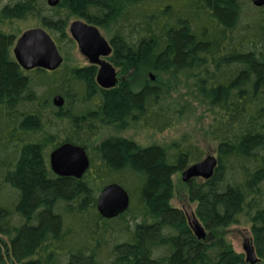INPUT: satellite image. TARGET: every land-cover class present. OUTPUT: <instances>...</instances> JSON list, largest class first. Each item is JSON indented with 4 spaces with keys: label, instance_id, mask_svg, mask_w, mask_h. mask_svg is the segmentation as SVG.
I'll return each instance as SVG.
<instances>
[{
    "label": "trees",
    "instance_id": "1",
    "mask_svg": "<svg viewBox=\"0 0 264 264\" xmlns=\"http://www.w3.org/2000/svg\"><path fill=\"white\" fill-rule=\"evenodd\" d=\"M110 32L107 58L120 80L96 83L97 67L62 64L23 71L12 47L15 22L44 29L60 54L74 46L70 22ZM30 29V28H29ZM154 80L151 81L149 75ZM182 88V102L170 101ZM60 96L61 107L52 99ZM210 116L217 161L208 180L186 184L198 240L171 206L172 177L200 161L179 141L141 146L102 130L162 133L187 108ZM84 147L81 179L56 176L49 154ZM120 185L128 208L113 219L96 209ZM4 189V190H3ZM0 264H245L224 229L248 224L264 264V6L250 0H0Z\"/></svg>",
    "mask_w": 264,
    "mask_h": 264
},
{
    "label": "water",
    "instance_id": "2",
    "mask_svg": "<svg viewBox=\"0 0 264 264\" xmlns=\"http://www.w3.org/2000/svg\"><path fill=\"white\" fill-rule=\"evenodd\" d=\"M256 8L264 6V0H250ZM59 0H47L49 7H55ZM70 38L76 44L80 54L85 57L89 65L97 67L96 83L102 89L113 88L118 80L114 67L106 60L111 54V47L99 33L97 27L81 20H74L68 26ZM16 64L23 71L41 69L55 71L63 63L55 42L42 28L35 27L22 32L12 48ZM151 81L154 80L150 76ZM55 107H61L63 100L56 95L52 99ZM217 161L214 156H206L201 161L188 166L181 173L182 181L188 184L194 179L208 180L212 177ZM49 166L58 177L81 179L89 168V159L84 147L62 144L49 154ZM129 206L127 192L118 184H109L99 193L96 201L98 214L105 219H113L123 213ZM193 235L198 240L206 237L204 228L193 221L190 225ZM242 250L245 263L258 264L259 258L248 239L243 240Z\"/></svg>",
    "mask_w": 264,
    "mask_h": 264
},
{
    "label": "rangeland",
    "instance_id": "3",
    "mask_svg": "<svg viewBox=\"0 0 264 264\" xmlns=\"http://www.w3.org/2000/svg\"><path fill=\"white\" fill-rule=\"evenodd\" d=\"M74 20L75 19H73L72 21ZM34 25L35 24H33L32 22H15L14 26L12 27V32L13 31L16 32L17 30L23 32L29 28L31 29L32 27H34ZM98 31L100 35L106 41L109 42V37L111 35L110 32H106L101 28H98ZM61 56L63 58V64H67L69 66L85 67L89 65L87 59L83 57L78 51L76 44L70 51H68V53L61 54ZM114 69L116 71V78L119 81L120 78L117 75L118 70L115 67ZM150 76L154 77L152 74H150L149 77ZM183 93L184 90L182 88H177L176 91H174L173 93L171 92V96H169L168 99L170 101L171 100L175 102L177 101L178 103L180 101L182 102L183 97L180 95ZM210 124H211L210 116L207 113H205L204 110L201 109L200 107L196 106V108H194V105H192L190 108L186 107L184 116L181 120L176 121L175 125L171 129L166 130L162 133H156L148 129L147 130L140 129L137 131L127 130L120 133H116L111 130H102L98 135V138L95 140V142L108 135L119 134L120 136L132 139L141 146H147L149 144H154V143L163 144V143H170L172 141H179L183 137V135H187L185 141L187 144L185 145L194 146L196 147L197 150L201 151V154L199 156L197 154L195 158L201 160L206 156H215L216 146L210 138V134H209ZM181 173L182 172L176 173L172 177L173 197L170 201V204L172 207L184 211L186 217L188 218L187 220L189 225H191L193 221H196L201 225V227L204 228V226L195 217L196 205L194 202H191L188 199L186 186H185L186 184L182 181ZM3 190H0V196ZM204 231L206 234V238H210V234L208 231L205 230V228ZM223 233H224L225 241L230 245V247L235 253L242 255V258L245 263V256L242 250L243 240L248 239L251 245L255 249V241L250 233L249 225L241 222L240 224L232 225L225 228ZM0 244L7 246V241L5 237L1 234H0ZM258 264H262V263L259 262Z\"/></svg>",
    "mask_w": 264,
    "mask_h": 264
}]
</instances>
